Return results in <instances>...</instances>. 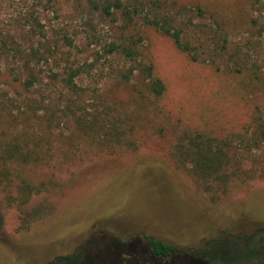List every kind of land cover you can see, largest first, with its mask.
<instances>
[{
    "label": "rangeland",
    "instance_id": "374dc122",
    "mask_svg": "<svg viewBox=\"0 0 264 264\" xmlns=\"http://www.w3.org/2000/svg\"><path fill=\"white\" fill-rule=\"evenodd\" d=\"M46 1L0 0V30L15 29L14 21L30 12L42 17L51 47L56 41L64 52H70L71 61L92 65L82 83L113 89L126 106L136 123L137 149L109 156L75 139L62 147L63 140L56 134L45 163L25 170L47 188L24 207L25 213L36 206L46 207L45 215L29 231L20 230L21 210L5 205L0 191V264H50L74 253L80 254L74 264H130L129 258L140 264H206L200 254L211 240L215 241L205 249L207 259L220 264H264V259L246 260L264 254V179L238 184L212 204L170 156L184 130L219 133L225 125L242 121L252 104L264 108V92L251 88L247 92V80L241 86L192 63L170 40L145 27L134 28V34L144 38L145 52L166 84V96L157 101L135 79L129 86L115 85L104 47L120 33L119 25L89 15L77 0H52L49 7ZM175 1L185 6L207 5L237 27L247 15L248 0ZM63 34L77 49L63 47ZM41 42L32 38L24 45L43 50ZM11 67L18 65H4V70ZM39 69L45 72V86L48 66ZM6 92L17 98L0 80V100ZM11 113L16 117V112ZM104 233L118 236L121 242L131 238L130 244L109 248L112 242L106 241L86 246L92 235ZM145 235L188 253L178 259L152 258Z\"/></svg>",
    "mask_w": 264,
    "mask_h": 264
},
{
    "label": "trees",
    "instance_id": "16d2710c",
    "mask_svg": "<svg viewBox=\"0 0 264 264\" xmlns=\"http://www.w3.org/2000/svg\"><path fill=\"white\" fill-rule=\"evenodd\" d=\"M77 1L89 15L119 25L120 33H115L113 42L104 47L115 85L129 86L135 79L157 101L166 96V84L145 52L144 38L134 34V28L145 27L170 40L192 63L207 66L241 86L242 80H247V92L250 88L264 92V0L247 1V15L238 27L225 17L219 18L220 11L207 5L185 6L175 0ZM46 4L49 7L53 1L47 0ZM42 22V17L30 12L14 21L15 29L0 30V80H5L17 96L6 92L0 100V191L5 205L21 210L23 232L46 213V207L36 206L26 213L24 207L47 190L44 183L33 181L25 170L45 163L51 156L50 142L56 134L63 140L62 147L75 139L109 156L137 149L135 120L114 95L115 91L103 85H84L83 77L91 74L92 65L71 61L70 52H64L56 41L51 42V47ZM91 36L96 38L95 34ZM32 38L44 40L40 43L43 50L24 45ZM61 40L63 47L77 49L67 35L63 34ZM9 64L18 67L4 70V65ZM45 65L50 75H45L48 83L44 86L45 72L39 68ZM11 112H16V117ZM170 156L186 170L209 202L218 204L232 187L264 179V108L252 104L242 121L225 125L219 133L184 130ZM115 236L92 235L86 246L108 244L106 241L112 242L109 248L130 244L131 238L121 242ZM144 240L155 259H178L188 253L152 235H145ZM214 241L206 242L200 254L206 264H220L206 258L205 249ZM79 256L74 253L50 264H74L79 262ZM253 259L262 260L264 254L246 260ZM128 262L140 264L134 258Z\"/></svg>",
    "mask_w": 264,
    "mask_h": 264
}]
</instances>
